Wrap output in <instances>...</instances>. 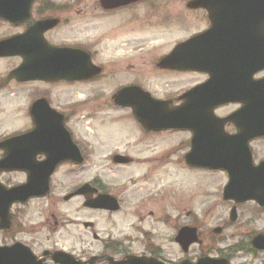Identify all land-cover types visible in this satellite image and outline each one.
<instances>
[{"label":"flooded vegetation","instance_id":"1","mask_svg":"<svg viewBox=\"0 0 264 264\" xmlns=\"http://www.w3.org/2000/svg\"><path fill=\"white\" fill-rule=\"evenodd\" d=\"M96 19L105 29L104 42V36L116 33L127 38L113 58L105 57L107 48L102 51L91 36ZM0 24L17 31L1 36L0 43L23 38L22 55L0 57V66L12 62L0 75V161L12 151L23 157L22 171L0 172V248L23 247L0 251V264H264V252L252 248L259 233L224 237L237 226L245 203L225 200L222 192L231 207L227 219H214L216 207L197 212L188 203L181 213H171L167 196L180 192L173 186L168 191L157 176L171 162L184 174H222L228 183L226 172L188 164L193 132L150 130L131 107L117 101L128 98L139 105L144 97L159 104L156 110L180 109L183 124L189 98L264 97V0H34L28 20L15 25L0 19ZM172 28L182 39L171 44ZM161 29L168 33L158 39ZM31 30L35 33L28 35ZM147 50L153 53L139 64ZM155 51L163 52L154 56ZM143 61L146 72L137 69ZM23 66L38 78L11 77ZM81 73L92 75L75 79ZM210 80V90L203 93ZM98 84L100 90L85 91ZM17 101L22 103L20 125L6 116ZM241 108L229 103L215 115L224 119ZM98 109L99 115L124 114L132 125L99 128ZM242 119L227 122L225 134L238 135ZM17 137L23 138L14 142ZM173 137V148L163 145ZM258 140L263 139L249 146ZM253 156L257 165L264 161ZM29 175L41 187L49 178V191L7 209L3 191L25 186ZM55 195H64V203ZM75 200L81 202L71 203ZM41 201L48 205L41 208ZM166 229L170 234L161 233Z\"/></svg>","mask_w":264,"mask_h":264},{"label":"water","instance_id":"2","mask_svg":"<svg viewBox=\"0 0 264 264\" xmlns=\"http://www.w3.org/2000/svg\"><path fill=\"white\" fill-rule=\"evenodd\" d=\"M128 1V0H123ZM137 1V0H129ZM34 0H0V19L20 25L30 17V9ZM31 30L28 35H33ZM23 38H17L0 43V57L22 55ZM177 51V57L180 50ZM30 64V61H28ZM23 66L11 77L37 79L38 75ZM30 70V71H29ZM28 71V72H27ZM23 73V75H22ZM92 74H78L75 79H85ZM206 84L200 90L209 91L211 83ZM202 93V94H203ZM118 103L131 107L135 116L150 130L173 129L189 130L193 132L192 151L187 161L192 167L204 169L221 170L229 175V182L224 189L225 200H233L238 203L255 201L264 206V162L254 166L249 143L264 136V97L262 98H228V97H198L189 98L187 102V119L181 124L184 113L180 109L166 110L159 104L148 98L140 97V104L136 105L132 99L119 98ZM231 102H240L242 109L235 115L226 119L215 116L214 110L221 105ZM194 108V109H193ZM193 109V110H191ZM162 116L160 119L159 115ZM236 116L245 117L240 121L238 127L240 132L234 137H228L224 133V125L227 122L235 121ZM215 134V135H213ZM23 137H17L14 142L21 141ZM16 145H13L15 148ZM51 164L53 167L54 163ZM53 169V168H52ZM23 170V157L16 151L6 153V158L0 161V172H12ZM52 173L50 170L49 174ZM36 177L29 175L28 183L25 186L13 188L3 194L7 198L6 208L17 202L27 201L31 198L44 197L49 191V178L45 185H37ZM69 199V198H67ZM235 210L232 219L235 220ZM8 221L2 226L7 228ZM23 245L18 244L12 248H0V251H14ZM253 250L264 252V234L257 236L252 243ZM219 264H227L220 261Z\"/></svg>","mask_w":264,"mask_h":264},{"label":"rangeland","instance_id":"3","mask_svg":"<svg viewBox=\"0 0 264 264\" xmlns=\"http://www.w3.org/2000/svg\"><path fill=\"white\" fill-rule=\"evenodd\" d=\"M176 28L171 29V34L168 38H170L171 44L178 40L182 39L181 33L179 34V30H175ZM191 30H188L190 32ZM14 30H10L8 28H5L3 25L0 24V37L3 35H11L14 34ZM91 36L98 39L100 42V48L102 51L103 48L106 47V53L105 57L107 58H113V54L115 51L118 50L121 43L125 42L127 40L126 36L123 33H116L115 35H106L104 37L107 38L106 42H104L101 38L102 34L105 33V29L102 25V22L100 19H96L92 21V29H91ZM181 32V31H180ZM167 31L165 29H161L158 34L157 38L160 39V36L167 35ZM113 43V45H111ZM163 51H155L154 56L161 54ZM151 50H147L143 53H141L139 56V64H141L142 60L147 59L148 55L152 54ZM146 56V57H145ZM153 56V57H154ZM12 66V62L5 61L3 62V65L0 66V75H4L5 72L10 69ZM143 68V70L146 72L149 67L148 65L143 61L142 65H138L137 69ZM152 73L149 72L145 77V84L150 85L149 82V76ZM139 77H141L139 75ZM126 78H129V76L126 75ZM11 89H14L12 91H15V88L8 89L9 91ZM89 89L93 92L94 90H100V84L95 85V89L88 88L85 89L86 92L89 91ZM10 91V92H12ZM82 91V90H81ZM17 92V91H16ZM89 93V92H88ZM90 94V93H89ZM82 94H77L76 98L82 97ZM23 99V97H20ZM102 100H106L107 102H110L108 98H103ZM100 100V101H102ZM13 104L10 105V110L12 111V114H8L7 116V122L9 121L8 117L13 118L16 120V125H20L23 117V113H20V108H22V103L20 101H17L16 103L12 102ZM104 109L103 107H101ZM107 108V107H106ZM98 111V120L95 121L97 123V127L101 124H105L106 126H113L124 123L131 124V120H127L126 116L124 114H116V113H110L111 111L107 110L106 114L99 115L100 109ZM79 112H82L79 110ZM126 115H128L125 112ZM5 115V114H3ZM120 120V121H119ZM6 122V123H7ZM177 140V137H173V139H168L163 145H165L167 148H173V145L175 141ZM252 150L253 155H255L256 161H260L264 159V140H258L254 144H252ZM156 151H158L156 149ZM171 160H174L176 156V151L173 149L171 152ZM161 176L164 179V183L167 185L168 191H170L171 187L176 188L180 192L178 195H170L171 198L168 197V199L171 202V213L173 215H177L181 213L182 205L185 203L188 207L190 204L193 210H196L197 212H200L203 208H215V216L214 219L217 217H221L224 215L225 219L228 218V212H230L231 207H228L226 202L223 201L222 198V192L223 188L226 185V178L222 174H207V172L197 173V174H189L186 172L184 174L183 172H180L175 165H173V162L170 163V166L167 167V170H165L162 173H159L157 176ZM16 176V175H13ZM11 178V177H9ZM7 178V179H9ZM13 179H16V177H12ZM18 180L20 179L19 176H17ZM78 177L73 178L71 181H76ZM194 195H197L193 198ZM64 195H55L54 197L57 198V201L59 203H64L63 200ZM159 197V196H158ZM176 197V198H175ZM193 198V199H192ZM192 199V201L188 202L187 200ZM81 201L75 200L71 201V203H80ZM167 202V199L165 200ZM182 203L180 205H175ZM188 203V204H187ZM41 208L45 207V205H48V202L41 201ZM77 206V205H76ZM59 208L63 209V207ZM33 215V209L29 211ZM242 215L240 216V219L237 222V226L233 228L232 230L225 233L224 237H229L231 234H238L246 238L250 235H255L260 232H264V211L258 208V206L255 203H245L244 206L241 207ZM78 217V216H77ZM78 218L83 219V216H79ZM161 226V225H160ZM157 226V227H160ZM161 228V227H160ZM162 234H170L169 230L166 229V231L161 232ZM172 234V233H171Z\"/></svg>","mask_w":264,"mask_h":264}]
</instances>
